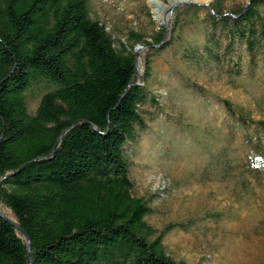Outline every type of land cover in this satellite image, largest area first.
Wrapping results in <instances>:
<instances>
[{"label": "trees", "instance_id": "trees-1", "mask_svg": "<svg viewBox=\"0 0 264 264\" xmlns=\"http://www.w3.org/2000/svg\"><path fill=\"white\" fill-rule=\"evenodd\" d=\"M223 2L209 4L210 54L224 38L225 48L263 45L264 0L235 12ZM164 33L153 37L159 48ZM135 54L91 18L89 0H0V206L13 218L0 210V264H187L164 248L176 225L151 226V207L132 194L125 146L147 126L152 69L146 54L138 81ZM35 84L49 90L31 114ZM251 122L263 136L250 162L264 165V121Z\"/></svg>", "mask_w": 264, "mask_h": 264}, {"label": "rangeland", "instance_id": "rangeland-1", "mask_svg": "<svg viewBox=\"0 0 264 264\" xmlns=\"http://www.w3.org/2000/svg\"><path fill=\"white\" fill-rule=\"evenodd\" d=\"M213 1L169 13V0H89V13L117 47L134 46L138 81L150 55L140 108L147 126L125 148L132 194L152 209L146 221L157 230L176 225L163 238L166 253L187 264H264V165L250 162L263 136L251 121H264V44L250 52L242 40L225 48L224 38L210 54ZM247 2L224 0L223 8L235 12ZM162 26L166 45L159 48L153 37ZM136 35L152 46L136 43ZM48 90L35 84L26 91L29 113Z\"/></svg>", "mask_w": 264, "mask_h": 264}, {"label": "water", "instance_id": "water-1", "mask_svg": "<svg viewBox=\"0 0 264 264\" xmlns=\"http://www.w3.org/2000/svg\"><path fill=\"white\" fill-rule=\"evenodd\" d=\"M185 3H187V4H199V3H196L194 1L177 2V3H174V4L170 5L169 13H171V11H172V9H173L174 6L180 5V4H185ZM202 4L203 5H207L206 3H202ZM166 32H167V27H165L164 38L166 36ZM135 66H137V63H136V55H135Z\"/></svg>", "mask_w": 264, "mask_h": 264}, {"label": "bare ground", "instance_id": "bare-ground-1", "mask_svg": "<svg viewBox=\"0 0 264 264\" xmlns=\"http://www.w3.org/2000/svg\"><path fill=\"white\" fill-rule=\"evenodd\" d=\"M184 1H194V2H197L199 0H169L170 5H172L174 3H177V2H184ZM157 14L160 15L158 12H157Z\"/></svg>", "mask_w": 264, "mask_h": 264}]
</instances>
